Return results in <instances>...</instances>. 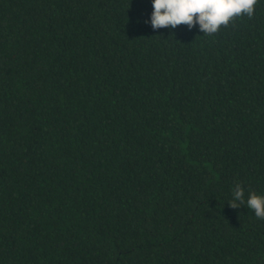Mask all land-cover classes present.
<instances>
[{
    "label": "trees",
    "instance_id": "1",
    "mask_svg": "<svg viewBox=\"0 0 264 264\" xmlns=\"http://www.w3.org/2000/svg\"><path fill=\"white\" fill-rule=\"evenodd\" d=\"M151 0H0V264H264V0L213 34Z\"/></svg>",
    "mask_w": 264,
    "mask_h": 264
},
{
    "label": "clouds",
    "instance_id": "2",
    "mask_svg": "<svg viewBox=\"0 0 264 264\" xmlns=\"http://www.w3.org/2000/svg\"><path fill=\"white\" fill-rule=\"evenodd\" d=\"M151 3L149 22L153 29H175L184 24L189 29L198 26L203 34H213L236 16L251 17L257 0H151ZM245 202L256 218L264 219V194L251 192L245 201L244 188L237 182L228 203L237 208Z\"/></svg>",
    "mask_w": 264,
    "mask_h": 264
}]
</instances>
